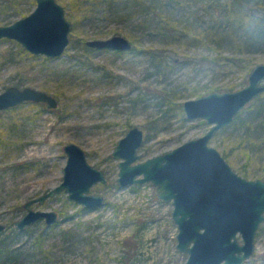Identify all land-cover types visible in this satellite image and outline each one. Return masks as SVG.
<instances>
[{
  "label": "rangeland",
  "instance_id": "1",
  "mask_svg": "<svg viewBox=\"0 0 264 264\" xmlns=\"http://www.w3.org/2000/svg\"><path fill=\"white\" fill-rule=\"evenodd\" d=\"M57 1L72 23L63 55L33 54L15 39L0 40V93L11 85L34 86L59 100L55 108L24 101L0 111V222L7 225L0 243L9 242L14 256L3 255L0 264H184L188 253L177 249L172 202L162 201L151 181L120 187V160L112 156L113 148L132 125L145 131L143 158L202 136L210 124L189 120L183 106L168 102L182 104L215 86L223 88L219 91L240 88L249 72L223 58L213 61L217 52L203 43L166 39L147 28L148 22L139 25L162 5L174 6L173 13L183 20L191 11L200 14L205 7L197 0L189 5L173 0ZM36 5L0 0V24L28 15ZM116 34L134 40V47L93 49L85 43ZM245 57L264 63V49ZM243 117L217 131L209 143L239 174L264 178V113ZM70 142L81 145L88 161L106 172L107 183L90 190L105 196L103 206L85 207L63 190L30 205L56 211V222L49 225L42 218L17 229L15 222L28 211L25 203L62 182L64 147ZM258 229L255 253L244 264H264V222Z\"/></svg>",
  "mask_w": 264,
  "mask_h": 264
},
{
  "label": "water",
  "instance_id": "2",
  "mask_svg": "<svg viewBox=\"0 0 264 264\" xmlns=\"http://www.w3.org/2000/svg\"><path fill=\"white\" fill-rule=\"evenodd\" d=\"M28 15L9 24H0V40L12 38L30 53L58 57L69 46L72 23L65 6L57 0H36ZM95 49L128 51L133 42L116 34L86 40ZM241 88L211 91L184 100L183 111L189 120L202 118L210 127L202 136L186 140L152 157L140 151L145 131L138 125L121 137L112 151L119 161L116 178L120 187L151 181L159 198L172 202V217L177 224V249L188 253L184 264H244L255 253V237L264 222V178L239 174L210 139L231 125L240 111L264 92V63H257ZM24 101L46 102L55 108L59 100L46 90L11 85L0 93V111ZM64 178L58 186L25 203L27 213L15 222L17 229L45 218L47 224L58 220L54 210H36L30 205L43 202L63 190L68 199L85 207L103 206L105 196L90 193L96 183H107L106 172L88 161L81 145L70 142ZM143 158V159H142ZM7 225L0 222V234ZM240 237V238H239Z\"/></svg>",
  "mask_w": 264,
  "mask_h": 264
},
{
  "label": "trees",
  "instance_id": "3",
  "mask_svg": "<svg viewBox=\"0 0 264 264\" xmlns=\"http://www.w3.org/2000/svg\"><path fill=\"white\" fill-rule=\"evenodd\" d=\"M36 2V0H32ZM96 2L97 0H91ZM204 4V11L198 14V11H191L186 17H176L173 13L174 6L166 8L162 5L161 11L156 12L158 8L153 7V14L148 19L142 20L139 25L153 27L156 32H161L166 39L193 41L197 44H204L209 49L217 52L213 61L225 59L231 64V67L240 66L247 72H250L257 63L252 58L245 57L247 53H253L264 49V0H197ZM177 5H189L190 0H173ZM178 8V7H175ZM182 15V14H181ZM85 39H81L84 43ZM133 47L135 41L132 40ZM86 43V41H85ZM87 45V44H86ZM229 54H226V53ZM157 56V53H155ZM207 57V56H206ZM160 54L159 62L164 60ZM246 85L242 84V87ZM241 88V87H240ZM223 89L215 86L211 91ZM226 90H236L235 86L224 88ZM171 99V98H169ZM173 99V98H172ZM169 104H176L175 100H170ZM264 113V92L258 95L248 106L240 111L238 116L231 122V125H237L244 120V114ZM1 235V234H0ZM39 243L40 240L36 241ZM9 242L0 243V257L3 255L11 256L13 250L9 247Z\"/></svg>",
  "mask_w": 264,
  "mask_h": 264
}]
</instances>
